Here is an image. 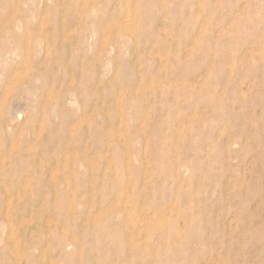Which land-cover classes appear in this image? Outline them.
I'll return each mask as SVG.
<instances>
[{
	"label": "rangeland",
	"instance_id": "374dc122",
	"mask_svg": "<svg viewBox=\"0 0 264 264\" xmlns=\"http://www.w3.org/2000/svg\"><path fill=\"white\" fill-rule=\"evenodd\" d=\"M82 1L0 0V264H264V0Z\"/></svg>",
	"mask_w": 264,
	"mask_h": 264
},
{
	"label": "bare ground",
	"instance_id": "6f19581e",
	"mask_svg": "<svg viewBox=\"0 0 264 264\" xmlns=\"http://www.w3.org/2000/svg\"><path fill=\"white\" fill-rule=\"evenodd\" d=\"M81 1H82V0H81ZM82 2H83V1H82ZM125 9H126V8H125ZM47 11H48V10H47ZM130 11H131V10H130ZM122 12H124V10H123ZM125 12H127V11H125ZM11 14H12V13H11ZM18 15H19V14H18ZM122 18H123V17H122ZM128 19H130V18H128ZM40 20H41V19H40ZM43 20H44V19H43ZM130 20H131V19H130ZM130 20H129V21H130ZM125 21L128 22L127 19L124 20V22H125ZM126 22H125L124 24H128V23H126ZM42 23H44V22L42 21ZM129 23H130V22H129ZM131 23H132V20H131ZM130 25H131V24H130ZM203 25H204V24H203ZM124 26H125V25H124ZM102 34H103V33H102ZM101 37H102V36H101ZM102 38H103V37H102ZM24 39H26V38H24ZM103 40H104V38H103ZM102 42H103V41H102ZM164 42H165V41H164ZM257 44H258V43H257ZM27 47H28V46H27ZM46 47H47V46H46ZM255 47H256V46H255ZM257 47H258V46H257ZM48 48H49V47H48ZM157 48H158V46H157ZM261 48H262V47H261ZM261 48H260V49H261ZM26 49H28V48H26ZM162 49H163V48H162ZM164 49H166V48H164ZM164 49H163V50H164ZM29 51H30V50H29ZM160 51H161V49H160ZM43 52H44V50H43ZM47 52H48V51H47ZM45 53H46V52H45ZM164 53H165V52H164ZM162 55H163V54H162ZM22 61H23V60H22ZM25 62H26V61H25ZM22 65H23V64H22ZM4 91H5V90H4ZM4 93H6V91H5ZM52 170H53V169H52ZM51 172H52V171H51ZM30 174H31V173H30ZM51 175H52V174H51ZM28 182H29V181H28ZM25 184H27V183L24 182L23 185H25ZM7 202H8V201H7ZM4 206H5V205H4ZM8 218H9V217H7V219H8ZM3 219H4V218H3ZM77 240H78V239H77ZM21 251H22V250H21ZM15 255H16V253H15ZM19 255H20V254H19ZM14 258H15V257H14ZM17 261H18V260H17ZM17 264H18V263H17Z\"/></svg>",
	"mask_w": 264,
	"mask_h": 264
}]
</instances>
